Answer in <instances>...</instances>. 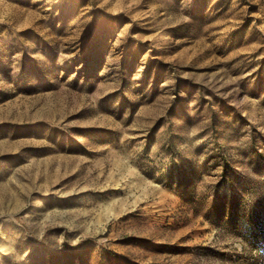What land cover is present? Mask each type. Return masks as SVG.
I'll list each match as a JSON object with an SVG mask.
<instances>
[{
    "label": "rangeland",
    "instance_id": "rangeland-1",
    "mask_svg": "<svg viewBox=\"0 0 264 264\" xmlns=\"http://www.w3.org/2000/svg\"><path fill=\"white\" fill-rule=\"evenodd\" d=\"M0 264H264V0H0Z\"/></svg>",
    "mask_w": 264,
    "mask_h": 264
}]
</instances>
